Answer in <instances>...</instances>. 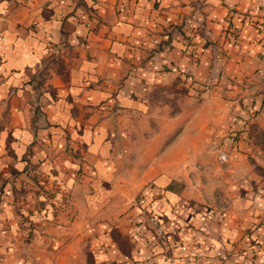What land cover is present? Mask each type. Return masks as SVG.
Returning <instances> with one entry per match:
<instances>
[{
	"label": "crops",
	"instance_id": "0c3cea01",
	"mask_svg": "<svg viewBox=\"0 0 264 264\" xmlns=\"http://www.w3.org/2000/svg\"><path fill=\"white\" fill-rule=\"evenodd\" d=\"M0 264H264V0H0Z\"/></svg>",
	"mask_w": 264,
	"mask_h": 264
},
{
	"label": "built area",
	"instance_id": "2783aa9c",
	"mask_svg": "<svg viewBox=\"0 0 264 264\" xmlns=\"http://www.w3.org/2000/svg\"><path fill=\"white\" fill-rule=\"evenodd\" d=\"M218 157L220 159L224 160L226 158V153L224 151H219ZM147 216H148V220H149L151 226L154 228L155 232L159 236H163V230H162V227L160 226V224L158 222V218L153 214H148Z\"/></svg>",
	"mask_w": 264,
	"mask_h": 264
},
{
	"label": "rangeland",
	"instance_id": "374dc122",
	"mask_svg": "<svg viewBox=\"0 0 264 264\" xmlns=\"http://www.w3.org/2000/svg\"><path fill=\"white\" fill-rule=\"evenodd\" d=\"M171 88V93H173V96H172V102L174 103L175 102V97L176 95L178 94V92H182L183 89L182 88H179V87H175L174 85L169 87V89Z\"/></svg>",
	"mask_w": 264,
	"mask_h": 264
}]
</instances>
